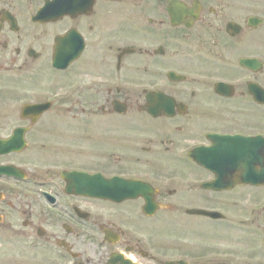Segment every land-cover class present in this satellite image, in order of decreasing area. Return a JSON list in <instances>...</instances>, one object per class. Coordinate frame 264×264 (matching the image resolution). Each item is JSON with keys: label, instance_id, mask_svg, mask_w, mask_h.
I'll return each mask as SVG.
<instances>
[{"label": "flooded vegetation", "instance_id": "obj_1", "mask_svg": "<svg viewBox=\"0 0 264 264\" xmlns=\"http://www.w3.org/2000/svg\"><path fill=\"white\" fill-rule=\"evenodd\" d=\"M0 264H264V0H0Z\"/></svg>", "mask_w": 264, "mask_h": 264}, {"label": "rangeland", "instance_id": "obj_2", "mask_svg": "<svg viewBox=\"0 0 264 264\" xmlns=\"http://www.w3.org/2000/svg\"><path fill=\"white\" fill-rule=\"evenodd\" d=\"M72 77H70L69 75L67 74H62V85H68L72 82ZM139 166L136 164H132L131 165V168H138Z\"/></svg>", "mask_w": 264, "mask_h": 264}, {"label": "water", "instance_id": "obj_3", "mask_svg": "<svg viewBox=\"0 0 264 264\" xmlns=\"http://www.w3.org/2000/svg\"><path fill=\"white\" fill-rule=\"evenodd\" d=\"M58 66H62V68H66L70 63H56Z\"/></svg>", "mask_w": 264, "mask_h": 264}]
</instances>
